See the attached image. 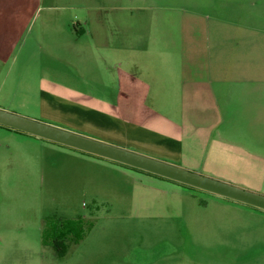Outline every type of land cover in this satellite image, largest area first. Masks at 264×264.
Returning <instances> with one entry per match:
<instances>
[{
    "label": "crops",
    "instance_id": "0c3cea01",
    "mask_svg": "<svg viewBox=\"0 0 264 264\" xmlns=\"http://www.w3.org/2000/svg\"><path fill=\"white\" fill-rule=\"evenodd\" d=\"M163 7L153 18L135 0H0V100L31 102L39 121L260 191L264 148L239 116L242 105L259 112L264 103V18L255 8L174 18ZM120 167L152 190L187 187Z\"/></svg>",
    "mask_w": 264,
    "mask_h": 264
},
{
    "label": "rangeland",
    "instance_id": "374dc122",
    "mask_svg": "<svg viewBox=\"0 0 264 264\" xmlns=\"http://www.w3.org/2000/svg\"><path fill=\"white\" fill-rule=\"evenodd\" d=\"M101 1L112 0H71L95 7ZM135 3L151 7L153 18L163 6L174 18H240L253 8L264 18V0ZM0 108L39 120L33 103L15 97L1 99ZM240 108L244 134H257L255 146L264 148V103L259 112ZM109 163L0 126V264H264L263 210L190 187L152 190ZM251 191L264 195V181ZM51 215L83 219V237L61 258L42 242Z\"/></svg>",
    "mask_w": 264,
    "mask_h": 264
},
{
    "label": "water",
    "instance_id": "95a60500",
    "mask_svg": "<svg viewBox=\"0 0 264 264\" xmlns=\"http://www.w3.org/2000/svg\"><path fill=\"white\" fill-rule=\"evenodd\" d=\"M0 126L264 211V195L0 108Z\"/></svg>",
    "mask_w": 264,
    "mask_h": 264
},
{
    "label": "trees",
    "instance_id": "16d2710c",
    "mask_svg": "<svg viewBox=\"0 0 264 264\" xmlns=\"http://www.w3.org/2000/svg\"><path fill=\"white\" fill-rule=\"evenodd\" d=\"M8 130H11V129H8ZM12 131H15V130H12ZM16 132H19V131H16ZM78 152L83 153L81 151H78ZM83 154L89 155L86 153H83ZM89 156H93V155H89ZM115 164H118L124 168L130 169L135 172L146 173L144 171L131 168V167L119 164V163H115ZM146 174H149V173H146ZM47 226H50V228H47ZM83 235L84 233H83V219L82 218L67 219L62 216L51 215L45 218L41 237H42L43 244L50 246L53 250L54 255L58 258H61L66 254L67 249L69 247V243L70 242L77 243L83 237Z\"/></svg>",
    "mask_w": 264,
    "mask_h": 264
}]
</instances>
